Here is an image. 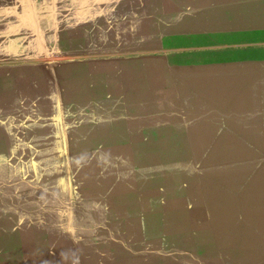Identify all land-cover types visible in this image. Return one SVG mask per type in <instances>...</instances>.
<instances>
[{
	"label": "rangeland",
	"instance_id": "obj_1",
	"mask_svg": "<svg viewBox=\"0 0 264 264\" xmlns=\"http://www.w3.org/2000/svg\"><path fill=\"white\" fill-rule=\"evenodd\" d=\"M243 1L241 35L196 45L178 68L94 80L64 70L89 58L58 42L18 62L31 67L18 102L0 105V264H264V0ZM140 225L200 234L145 254L129 237Z\"/></svg>",
	"mask_w": 264,
	"mask_h": 264
},
{
	"label": "crops",
	"instance_id": "obj_2",
	"mask_svg": "<svg viewBox=\"0 0 264 264\" xmlns=\"http://www.w3.org/2000/svg\"><path fill=\"white\" fill-rule=\"evenodd\" d=\"M243 3V0H0V105L14 104L8 99L18 102L19 84L24 85L18 82L19 68H31L18 62L41 56L53 42H58L66 56L89 58L71 62V68L64 67L66 72L82 68L83 74L94 80L102 71L97 68H178L180 64L187 65L184 61L189 57L193 62L196 45L234 38L235 19L242 13L240 9L247 7ZM237 31L241 35V28ZM151 42L158 46L150 48L154 46ZM151 51H155L153 55L149 54ZM101 55L117 57L100 60ZM132 56L138 57L142 66L131 64ZM6 76L8 81L3 80ZM28 81L27 86L33 88L34 80ZM43 84L50 96L49 82ZM34 98V94L27 97L30 113L35 111ZM25 113L29 114V109ZM131 234L132 245L146 254L150 248L161 250L165 239L180 242L186 249L194 248L200 231L178 226L168 232L164 225H140ZM186 254L194 252L187 250ZM161 258L156 264H207L210 260L196 256L164 263Z\"/></svg>",
	"mask_w": 264,
	"mask_h": 264
},
{
	"label": "bare ground",
	"instance_id": "obj_3",
	"mask_svg": "<svg viewBox=\"0 0 264 264\" xmlns=\"http://www.w3.org/2000/svg\"><path fill=\"white\" fill-rule=\"evenodd\" d=\"M243 200H246V196H240V197H239V203H240V204H242V201H243ZM246 201H247V202L249 201L251 204L255 203L253 200H248V198H247ZM246 201H245V204H244V205L248 204ZM227 203H228V202H227ZM239 203H238V204H239ZM254 212H255V211H254ZM253 221H254V220H253ZM237 256H238V255H237ZM235 257H236V256H235ZM253 257H254V256H253ZM232 258H233V257H232ZM239 258H240V257H239ZM233 259H234V258H233ZM244 259H245V258H244ZM244 259H243V260H244ZM249 261H250V260H249ZM257 262H258V261H257Z\"/></svg>",
	"mask_w": 264,
	"mask_h": 264
}]
</instances>
